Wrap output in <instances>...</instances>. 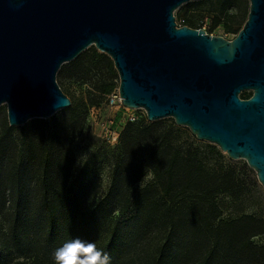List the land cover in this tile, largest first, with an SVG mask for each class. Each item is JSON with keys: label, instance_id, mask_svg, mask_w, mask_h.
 <instances>
[{"label": "trees", "instance_id": "16d2710c", "mask_svg": "<svg viewBox=\"0 0 264 264\" xmlns=\"http://www.w3.org/2000/svg\"><path fill=\"white\" fill-rule=\"evenodd\" d=\"M243 1L205 0L204 15L211 20V28L222 25L225 33L236 35L247 18L241 9ZM179 17L181 26L200 28L184 14ZM98 63L111 69L109 58L94 51L87 65L92 68ZM112 90L111 82L94 85L92 95L79 105L71 102L52 120H29L18 141L11 139L17 127L1 123L0 264L25 244H36L31 229L41 230L52 244L51 238L74 223L86 225L91 233L98 229L109 233L107 253H113L111 248L120 243L118 233L129 227L131 236L137 238L152 226L168 234L184 220L196 219L210 246L199 264H209L219 248L224 258L221 264H232L241 250L254 248L252 239L264 234V221L248 214L223 217L219 198L234 202L240 185L236 168L213 145L199 142L173 120L169 124L149 122L146 116L126 122L116 146L95 144L99 140L85 128L87 116ZM93 93L99 94L98 101ZM240 95L248 99L251 93ZM79 141L86 143L87 157L79 158L77 165ZM102 153L109 166V183L100 196L102 180L96 162ZM166 237L155 243L144 264L174 263L176 255L167 250ZM18 254L13 264H27V253Z\"/></svg>", "mask_w": 264, "mask_h": 264}, {"label": "water", "instance_id": "95a60500", "mask_svg": "<svg viewBox=\"0 0 264 264\" xmlns=\"http://www.w3.org/2000/svg\"><path fill=\"white\" fill-rule=\"evenodd\" d=\"M197 0H0V106L9 127L71 106L56 76L90 47L108 56L120 104L171 118L196 140L244 160L264 190V0L227 40L177 26ZM242 92H250L241 99Z\"/></svg>", "mask_w": 264, "mask_h": 264}, {"label": "rangeland", "instance_id": "374dc122", "mask_svg": "<svg viewBox=\"0 0 264 264\" xmlns=\"http://www.w3.org/2000/svg\"><path fill=\"white\" fill-rule=\"evenodd\" d=\"M204 1L205 0H197L182 5L174 12L176 23H181V21H179L181 17L179 16L184 14L186 17L193 19V21L197 23V26H200L199 29L204 30L207 34L211 36H220L227 40L233 39L235 34L225 33L222 25L215 29L211 28V20L204 15L205 9L208 6V3ZM248 8V0H244L243 4H241V9H244L245 12L248 13ZM232 13H237V11L233 10ZM94 51L97 50L92 46L82 52L78 60L65 64L64 70L58 71L56 81L62 92L67 94V97L74 105H79L83 98L87 99L89 95H92L91 93L93 92L94 85L103 82H111L113 84L111 94L102 101L101 106L89 110L85 128L87 132L91 133L94 139L99 140L95 141V144H98V146H100V142H103L107 143L110 147H114L118 143L119 136L126 122L145 116V111L143 109L134 110L126 108L118 103L119 77L113 67V63L107 56L111 63V69H109L106 64L102 63H98L94 67L89 68L87 63L90 61L91 54ZM94 95L97 97L96 100L98 101L100 99H98L99 94L95 93ZM240 96L242 97L243 95ZM110 98H115V103L113 105L109 104ZM47 120H52V117ZM171 121V118H166L157 122L169 124ZM2 122H7L5 105L0 106V125ZM22 130V126L17 127L11 139L13 141H18L22 134ZM202 143L208 144L206 142ZM85 144L84 142L80 143V141L77 144L80 159L87 157V151L83 149ZM216 148L222 154L223 159L236 168V176L240 185V192L237 194L234 202L219 198L220 203H222L224 207L223 217H238L242 214H248L255 216L258 220L264 221V190L257 181L254 171L247 166L244 160H232L228 158L225 153L221 152L218 147ZM101 155L102 156L99 157L96 162V171L102 180L100 196L104 195L109 183V166L106 163L105 154L102 153ZM146 179H149V177ZM201 226L202 224L198 219L194 220V222L191 220H184L181 222L180 226L175 229L176 231L169 229L167 234V232H163L161 228L152 226L150 229L142 232L137 238L131 236V227H129L118 233L120 243L117 244L115 248H111L113 253H109L111 256V264H133V262H131L132 259H134V264H144V261L149 257L148 254L152 253L155 243L163 239L166 235L168 239V243L166 244L167 250L176 255L173 264H199L204 253L209 250V245L205 241L203 236L205 233L203 227L201 229ZM34 231L35 230L31 229L29 233L31 237H34L36 234V244L33 245L31 243L30 245L31 241H28L30 246L25 244L24 247L18 250V253H27L29 257L27 264H54V250L65 241L76 236L85 240L94 241L97 248L108 252L105 248L107 247L109 233L102 229H98L97 232L91 233L86 229V225H82L81 223H74L71 226L67 225L64 231L57 234L55 238H51L54 239L52 244L45 236L40 234L41 230L38 229L36 232ZM3 234L5 237H8L9 233L5 231ZM252 241L255 245L254 248L241 250L237 255V259H233L234 263L232 264H264V234L255 236ZM18 253L14 252L11 254L7 261H4L2 264H13L21 255ZM222 256L223 253L219 248L217 253L211 258L209 264H221L222 262L220 261L224 260Z\"/></svg>", "mask_w": 264, "mask_h": 264}, {"label": "clouds", "instance_id": "9594fccd", "mask_svg": "<svg viewBox=\"0 0 264 264\" xmlns=\"http://www.w3.org/2000/svg\"><path fill=\"white\" fill-rule=\"evenodd\" d=\"M78 160L79 157L76 164ZM53 259L54 264H111L109 253L97 248L94 241L79 236L72 237L56 248Z\"/></svg>", "mask_w": 264, "mask_h": 264}, {"label": "built area", "instance_id": "2783aa9c", "mask_svg": "<svg viewBox=\"0 0 264 264\" xmlns=\"http://www.w3.org/2000/svg\"><path fill=\"white\" fill-rule=\"evenodd\" d=\"M177 26H181V25H180V24H177ZM117 101H118V103H120L119 98H118ZM114 103H115V98H110V99H109V104H110V105H113Z\"/></svg>", "mask_w": 264, "mask_h": 264}]
</instances>
